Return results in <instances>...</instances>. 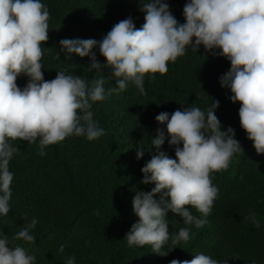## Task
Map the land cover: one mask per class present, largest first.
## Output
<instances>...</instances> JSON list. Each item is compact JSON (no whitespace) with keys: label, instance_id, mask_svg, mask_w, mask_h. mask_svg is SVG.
<instances>
[{"label":"clouds","instance_id":"1","mask_svg":"<svg viewBox=\"0 0 264 264\" xmlns=\"http://www.w3.org/2000/svg\"><path fill=\"white\" fill-rule=\"evenodd\" d=\"M141 4L145 22L140 28L129 17L115 24L101 41H59L60 52L69 57H90L89 71L102 73L109 69L108 77L98 75L87 81L57 71L54 79L46 80L42 60L44 45L50 39L48 7L41 0H0V217L11 211L14 173L9 166L14 155L20 153L13 141L34 143L38 139V155L45 156L49 146L68 137L98 140L105 130L94 119L93 104L124 91L129 82L147 95L145 76L154 80L157 73L166 75L169 63L184 56L189 47L199 51L202 45L207 52L230 61L231 68L220 77V84L230 89L233 103H240V126L257 154L264 155V0H188L183 8L184 23L176 19L166 0ZM97 47L106 58L104 64L93 51ZM21 76L28 77L23 88L17 83ZM107 79H115L117 86L106 90ZM219 106L215 100L207 111L186 107L155 117L166 129L158 128L151 140L155 151L141 169L144 179L140 182L155 187L151 191L138 190L133 198V211L139 221L125 237L130 247L150 245L153 252L161 254L170 239L173 245L188 242L191 237L187 227L178 234H169V211L196 228L207 222L187 206L207 217L219 194L213 173L227 171L234 156L243 150L233 128L222 130L215 112ZM165 141L175 146L176 158L160 151ZM144 152L139 144L137 158H143ZM157 194L159 199L155 198ZM244 219L260 227L256 213ZM37 222L33 218L26 223L12 240L35 243L32 230ZM64 250L61 244L59 251ZM0 264H36V257L22 246L11 247L4 236L0 238ZM66 264H76L75 256L69 257ZM170 264L221 262L199 253L191 260L173 259Z\"/></svg>","mask_w":264,"mask_h":264},{"label":"trees","instance_id":"2","mask_svg":"<svg viewBox=\"0 0 264 264\" xmlns=\"http://www.w3.org/2000/svg\"><path fill=\"white\" fill-rule=\"evenodd\" d=\"M41 2L51 17L50 39L44 45L42 60L45 79L52 80L57 71H65L91 81L98 75L108 77L110 70L89 71L90 57L67 56L60 52L59 41H101L115 24L129 17L140 28L145 22L141 3L147 0ZM166 2L176 19L184 23L183 8L188 0ZM93 51L100 63H106L99 47ZM168 67L166 75L157 73L154 80L145 76L147 95L129 82L124 91L93 104L94 119L105 130L98 140L68 137L49 146L45 156L38 155V139L34 143L12 142L20 153L10 161V171L14 173L11 211L0 217V238L7 236L11 247H24L35 255L36 264H66L72 256L76 264H170L173 259L191 260L199 253L210 255L221 264H264V155L257 154L240 126V103H233L230 89L220 84V77L231 68L230 61L207 52L201 45L199 51L189 47ZM17 83L25 87L28 77L21 76ZM116 86L115 79H107L106 90ZM215 100L220 104L215 112L222 130L233 128L243 150L234 156L227 171L213 173L219 194L211 213L203 217L187 206L207 222L196 228L169 211V234H178L187 227L191 237L188 242L173 245L170 239L160 250L167 255L153 252L150 245L130 247L125 237L139 221L133 211V198L138 190L151 191L155 187L140 183L144 179L141 169L155 151L151 140L158 128L166 129L155 117L186 107L207 111ZM139 144L145 149L141 159L137 158ZM160 151L176 158L175 146L170 147L167 141ZM155 198L159 199V194ZM250 213H256L259 228L245 221ZM33 218L38 221L32 230L35 243L13 241L12 237ZM61 244L65 245L63 253L59 251Z\"/></svg>","mask_w":264,"mask_h":264},{"label":"bare ground","instance_id":"3","mask_svg":"<svg viewBox=\"0 0 264 264\" xmlns=\"http://www.w3.org/2000/svg\"><path fill=\"white\" fill-rule=\"evenodd\" d=\"M136 1V0H135ZM144 2V1H143ZM233 173V172H232ZM242 181V180H241ZM234 187V186H233ZM236 187V186H235ZM241 191V190H240ZM188 258V257H187Z\"/></svg>","mask_w":264,"mask_h":264}]
</instances>
